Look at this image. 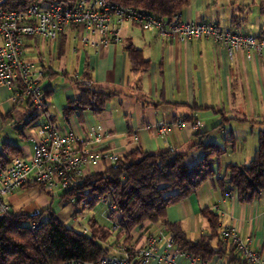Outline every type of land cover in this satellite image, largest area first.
<instances>
[{"label":"crops","instance_id":"0c3cea01","mask_svg":"<svg viewBox=\"0 0 264 264\" xmlns=\"http://www.w3.org/2000/svg\"><path fill=\"white\" fill-rule=\"evenodd\" d=\"M180 17L188 23L216 24L234 33L264 37V0H188ZM72 38L71 35L59 36L55 43L32 38L26 40L34 45L41 42L43 47L49 42L53 51L50 50L49 54L60 61L55 70L51 60L45 67L39 59L45 69L42 89L44 95L48 93L47 97L45 95L46 109L54 115V123L61 132L73 133L90 142V130L102 128L104 138L96 150L99 154L116 158L137 148L149 153L172 150L191 154L197 149L199 141L211 143L222 148L221 156L226 157L223 166L221 156L217 160V177L222 176L229 164L245 165L250 162L257 148L258 134L264 130V55L247 60L243 52H236L230 59L223 47L209 39L174 44L129 23L122 27L120 43L98 50ZM70 39L74 43L70 54L75 58L76 70H66L62 62L69 52ZM127 42L139 49L148 62L146 72L132 71L124 52ZM25 47L31 48V45ZM57 79L59 84L53 82ZM73 79H87L93 88L117 95L99 114L86 110L64 119L63 110L69 101L78 96L71 81ZM8 95L9 92L0 87V124L4 120L2 109L5 117L14 110L6 103ZM41 115L45 122L46 116ZM176 119L199 122L200 128L195 132L187 127L175 129L160 138L151 127ZM88 148L95 150L92 143ZM21 151V157H24ZM31 155L24 158L28 159ZM111 165L102 160L90 168L89 174L103 172ZM60 194H52L51 199L35 186L26 185L4 201L12 212L26 215L41 214L51 205L56 218L73 228L74 208L57 199ZM54 199L58 201L56 206L53 205ZM108 206L101 208L98 215L91 214L82 228L89 233L88 222L91 219L97 225L105 226L113 234L106 242L109 255L121 256L116 252L118 245L112 246L116 231H112L111 225L116 220L109 219L111 210ZM204 209L219 216L220 234L226 229L233 230L242 240H249L251 247L258 250L264 260V199L242 204L238 201L236 190L223 192L217 185V178H214L203 183L194 195L169 207L166 219L169 223L180 225L188 238L195 241L209 232L201 216ZM159 233L165 240L170 238L160 223L145 222L132 230L129 244L145 248L148 237ZM120 242L119 245H123V241ZM156 252L165 253L164 243L156 245ZM227 261L226 257H215L208 263L190 262L187 257L181 256L176 264H227ZM148 264L157 263L151 261Z\"/></svg>","mask_w":264,"mask_h":264},{"label":"trees","instance_id":"16d2710c","mask_svg":"<svg viewBox=\"0 0 264 264\" xmlns=\"http://www.w3.org/2000/svg\"><path fill=\"white\" fill-rule=\"evenodd\" d=\"M53 1L66 0H6L2 8L22 11L31 3L47 4ZM110 1L138 9L159 20H170L188 4V0ZM124 52L134 73L147 71L148 62L131 42L126 43ZM71 81L78 96L69 101L63 110L64 119L86 110L99 114L107 102L117 95L93 88L91 84L83 86L81 82L87 79ZM45 95L47 97L48 93L45 92ZM35 118L32 117L27 126ZM196 148L203 152L198 160L192 154L172 150L149 153L140 148L134 149L129 154L117 157L103 172L86 177L76 189L63 191L56 198L66 205H72L74 209H78L84 202L85 206L80 212L91 210L98 203L113 207L108 217L116 220L118 225L114 234V247L120 241H123V245L129 244L132 230L145 222L160 223L169 234L175 249L187 258L208 263L215 257H226L227 264H248L229 241H224L219 232V216L214 212L208 209L201 211L209 232L193 241L180 225L167 221L166 211L194 195L203 183L214 178H217V185L223 192L236 190L238 201L242 204L264 199V130L258 134L257 148L250 162L245 165L229 164L220 177H217L214 165L223 149L202 141H199ZM21 156L22 151L18 146L4 144L0 147L1 166ZM46 194L53 199L52 194ZM45 214L47 220L42 219ZM88 223L89 233L77 232L56 218L51 205L36 215L12 212L8 217L0 218V264H62L71 260L83 264L95 263L109 256L106 242L113 234L92 219ZM32 224L38 225L39 229L32 232Z\"/></svg>","mask_w":264,"mask_h":264},{"label":"built area","instance_id":"2783aa9c","mask_svg":"<svg viewBox=\"0 0 264 264\" xmlns=\"http://www.w3.org/2000/svg\"><path fill=\"white\" fill-rule=\"evenodd\" d=\"M6 0H0V87L9 95L6 103L13 108L25 105L46 116V121L35 128L36 138H28L32 144L30 158L14 157L10 163L0 165V218L8 217L12 210L4 199L26 185L35 186L43 193L57 194L80 186L88 177L90 168L102 160L114 163L113 155L99 154L96 150L104 138L102 128L90 130V142L80 139L73 133H63L52 122L54 115L46 109V98L42 89L44 67L24 58L23 49L27 39H38L55 43L59 36L71 35L77 42L92 49L105 48L121 41V30L125 23L136 25L143 31L156 33L162 40L180 44L188 40H211L223 47L230 59L234 53L243 52L250 60L253 56L264 55V37L251 34L234 33L216 24H196L182 21L180 14L170 20H159L138 9L124 6L110 0H66L47 4L31 3L22 11H9L2 8ZM90 86L88 81L81 82ZM154 128L158 137L163 138L171 130L187 127L190 131L200 128L199 122H187L182 119L171 123L159 122ZM93 148H88L89 144ZM85 203L82 202L73 212V224L81 229V219ZM109 210L113 207L108 206ZM79 211V212H78ZM32 232L39 226L32 224ZM112 231L118 229L116 222ZM224 241H229L236 252L248 264H264L259 251L253 249L249 240H242L233 230L222 232ZM164 243L165 253L156 252V245ZM116 252L95 263L85 264H176L181 255L174 247L171 238L165 240L162 233L149 236L145 248L132 244L118 245ZM185 257V256H184ZM190 262L197 260L190 259ZM62 264H83L76 260Z\"/></svg>","mask_w":264,"mask_h":264},{"label":"rangeland","instance_id":"374dc122","mask_svg":"<svg viewBox=\"0 0 264 264\" xmlns=\"http://www.w3.org/2000/svg\"><path fill=\"white\" fill-rule=\"evenodd\" d=\"M244 10V9H243ZM247 16V15H246ZM73 42L71 39L69 40V52H67L66 56L63 57L62 62L65 63L66 70H76L77 65L75 58L72 57L70 54V49L73 46ZM26 46L31 45V48L25 47L23 49V55L24 58L36 63L40 64L39 59L43 62V65L46 67L50 60L53 62L52 68L57 70L60 61L55 60L52 56L50 55V44L47 42L45 46H42L41 42H38L37 44L34 45V43L30 41H26ZM51 52H53L51 50ZM40 57V58H39ZM55 60V61H54ZM59 81H53L54 83H58ZM3 109H2V118H4L3 121H1L0 124V147L4 144H10V145H16L19 148L23 150V156L28 157L31 155L32 151V144L30 143L29 139L25 138H36V133H35V128L42 125L44 122V117L40 115V113L37 110H34L32 108H27L25 105H18L14 110L10 113L8 117L3 116ZM37 117L29 126L27 124L29 121L32 119V117ZM25 137V138H24ZM194 159L198 160L203 152L200 149H195L194 152L191 153ZM226 157L221 156V163L225 162ZM219 162V161H218ZM218 162L216 161L215 164V170L218 172ZM223 166V163H222ZM220 173H222V168L220 170ZM58 201L54 199L53 205H57ZM108 205L106 203H99L93 207L92 210H85L82 212V216L85 217L84 220L81 219V223L83 226L86 225V221L89 219L91 214H96L98 215V211L103 208L105 209ZM76 210V209H74ZM43 220H47V215L45 214L42 217ZM98 219V216L96 217V220ZM26 223L25 225H27ZM68 226V225H67ZM73 229L77 232L81 233V229L78 227L73 226Z\"/></svg>","mask_w":264,"mask_h":264}]
</instances>
